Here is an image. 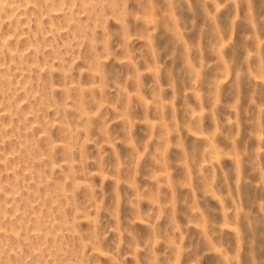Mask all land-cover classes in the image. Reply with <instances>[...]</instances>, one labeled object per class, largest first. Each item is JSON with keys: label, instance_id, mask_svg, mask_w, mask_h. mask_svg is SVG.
<instances>
[{"label": "rangeland", "instance_id": "rangeland-1", "mask_svg": "<svg viewBox=\"0 0 264 264\" xmlns=\"http://www.w3.org/2000/svg\"><path fill=\"white\" fill-rule=\"evenodd\" d=\"M0 264H264V0H0Z\"/></svg>", "mask_w": 264, "mask_h": 264}]
</instances>
